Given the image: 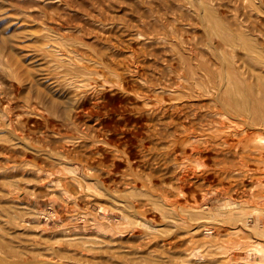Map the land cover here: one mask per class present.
Instances as JSON below:
<instances>
[{
    "label": "bare ground",
    "instance_id": "obj_1",
    "mask_svg": "<svg viewBox=\"0 0 264 264\" xmlns=\"http://www.w3.org/2000/svg\"><path fill=\"white\" fill-rule=\"evenodd\" d=\"M69 7L73 8L65 0H0V72L4 77L0 83L4 87L9 86V97L0 92V145L4 146L2 150L7 154L6 164L0 166V196L4 199V205H16L11 208L13 210L18 208V203L8 192L9 188L6 190L2 187L4 185L1 186L2 179L9 172H13L9 175V187L16 189V177L23 182L38 183L39 172L44 165H54L57 161L60 165V159L70 160L83 147H90L92 155L98 159L109 156L106 150L110 148L116 156L114 159L121 161L127 155H134V147L143 149L146 146L141 136L145 130V117L152 105L146 102L139 105L137 111L133 101H138L140 94L141 97H148L145 93L147 85L139 81L138 93L124 92L121 95L109 86L107 79L109 75L114 76L128 86L136 82L134 73L129 77L116 73L114 66L122 67L125 62L120 59L122 52L119 48L134 50L149 42L143 35H137L130 43L123 45L116 41L113 48H104L100 42L114 37V27L102 24L92 26L89 19L74 16ZM204 16L212 23V33L229 46V54L225 50H218L215 60L221 64L220 71L217 74L208 73L216 90L197 82L199 91L195 94L196 99H202L209 105L212 101L218 103L221 110L216 111L217 116L212 118L214 120L201 130L188 134L184 147L172 148L178 154L172 160L178 159L179 155L191 158L188 151L196 155L189 170L177 178L178 185L171 187L173 197L157 200L151 196L152 208L147 203L140 204L139 208L144 217L138 225L149 231V243L156 250L152 258L166 255L174 261L178 258L179 264L227 262L214 260L216 253L204 248L205 242L214 241L218 236V233L215 235V227H211L218 219L214 218L212 210L202 209L197 204V196L203 192L204 181L218 171L215 164H209L215 161L217 155L235 154L247 147L252 151H264V49L250 33H230L214 9L205 8ZM88 34L95 35V43L94 40L88 41ZM180 60L187 66L188 74L193 75L194 66L187 52L181 55ZM200 67L206 71L209 68L205 63ZM128 71L131 72V69ZM116 100L132 105L124 108L119 117L108 109V104ZM165 100L168 106H174L173 101ZM180 100L176 109L190 107ZM117 133L122 135L121 139ZM170 140L176 142L173 138ZM201 157L209 163L201 160ZM117 160L113 163L115 167L120 166ZM227 160L228 156H225L223 161ZM4 168L6 170L3 171ZM88 168L92 171L91 167ZM129 168L135 170L132 164H129ZM71 171L77 175L80 173L75 167ZM222 172L224 177L234 178L237 185L244 186L243 171L234 173L227 167ZM95 180L99 186L103 185L100 179ZM149 183H153V180L135 176L128 184L132 189H142ZM80 189L74 201L84 196H100L91 194L86 188H82L83 191ZM111 198L114 200L107 196V199ZM134 209V204L124 202L116 204L113 211L121 210L128 215ZM151 209L156 216L147 218L145 214ZM3 211L10 213L7 206L0 205V243L2 237L12 240L19 236V227L15 223L17 212L6 219ZM158 216L161 220H158ZM225 216L230 220L228 214ZM103 240L97 242L93 238L66 237L57 243L51 254L61 261L58 264H114L113 259L96 262L87 257L89 251L96 250L91 249L93 246L90 245L86 247V242L90 241L107 244L108 249L112 243L115 253L125 252L120 244ZM181 244L185 247L177 252L179 255L169 253L171 247L177 248ZM5 247L9 253L15 252L10 242H6Z\"/></svg>",
    "mask_w": 264,
    "mask_h": 264
},
{
    "label": "rangeland",
    "instance_id": "obj_2",
    "mask_svg": "<svg viewBox=\"0 0 264 264\" xmlns=\"http://www.w3.org/2000/svg\"><path fill=\"white\" fill-rule=\"evenodd\" d=\"M65 2L74 8L71 10L69 7L74 16L83 20L89 19L92 26L102 24L105 27H114V37H107L109 41L105 38L100 42L104 44V48H113L116 41L123 45L130 43L137 35H143L149 42L134 50L119 48L122 52L120 59L125 62L122 67L114 66L116 73L127 77L134 73L137 76L133 77L137 79L136 82H131L128 86L114 76L109 75L107 79L109 86L121 95L138 93L139 81L147 85L148 90L145 93L148 97H141L140 94L139 100L133 101L137 111L139 105L142 106L146 102L152 105L151 111L145 117V130L141 136L146 146L143 149L134 147V155L126 154V158L121 161L114 159L116 156L110 148L106 150L109 156L98 159L94 158L90 147H83V150L70 160L60 159V165L58 161L54 165H44L39 172L38 183H35L37 185L20 181L16 177L17 188L9 187V175L13 172L7 173L1 186L4 185L2 187L6 190L9 188L8 192L18 203V208L11 209L16 206L13 203L4 205L1 196L0 205L7 206V212H10L3 211L6 219L12 218L10 214L17 212L15 223L19 227V236L13 237L12 240L1 238L0 264L4 261L6 264H58L61 261L51 253L58 246L57 243L66 237H81L86 240L93 238L97 242L104 238L120 244L121 249L125 251L115 253L112 243L108 249L107 244L86 242V247L90 245L93 246L91 249L96 248L89 252L86 248L87 257L96 262L113 259L114 264H179L178 258L174 261L166 255L162 258H152L156 250L154 251V246L149 243V231L138 225L144 217L139 209L140 204L147 203L148 207L152 208L151 196L157 200L173 197L174 190L171 187L178 185L177 178L189 170L196 155L188 151L187 154L191 155V158L179 155L178 159L172 160L178 156L172 148L184 147L188 134L201 130L214 120L212 118L217 116L216 111L221 110L218 103L212 101L209 105L202 99H196L195 94L199 91L197 82H200L201 86L216 90L209 80L208 73L217 74L220 71L221 64L215 60L218 50H225L229 54V46L212 33V23L204 16L205 8L214 9L230 33H250L264 49V0ZM87 39L89 42L94 40V43L96 40L93 34ZM184 52H187L194 66V74L191 76L187 66L180 60ZM202 63L208 65L207 71L200 67ZM128 69H131V72ZM0 80H4L1 72ZM0 92L9 97V86L4 87V84L2 86L0 83ZM165 99L173 101L174 106H168ZM180 99L190 107H185V110L176 109ZM111 102L108 109L116 116L127 106H132L127 101ZM186 111L188 113L185 115ZM117 137L121 139L122 135L117 133ZM172 138L175 143L170 140ZM2 149L4 146L0 145V166L5 165L7 159L6 151ZM253 151L247 147L235 154H219L215 161L210 163L205 161L204 157L200 158L207 164H215L218 170L214 177L204 181L203 192L197 196V204L202 209L212 210L214 218L218 219V222L214 221V226H211L215 227V235L218 233V236L214 241L205 242L204 248L216 253L214 260H227L225 264H264V151ZM225 156H228L227 161H223ZM115 160L120 163L119 167L113 166ZM129 164L133 165L134 171L129 168ZM72 167L79 170V175L71 171ZM227 167L234 173L243 171L244 186L237 185L236 179L222 175V170ZM135 176L152 179L153 183L142 189H132L128 183ZM95 179L103 181V185L99 186ZM78 188L82 191V188H86L91 194L100 196H84L74 201ZM107 196L113 197L114 200L107 199ZM124 202L135 205L132 213L127 215L121 210L113 211L116 204ZM225 214L229 215L230 220L224 218ZM145 215L148 218L156 216V213L151 209ZM159 218L158 216V220H161ZM6 242H10L14 247V253L8 252ZM146 243L149 246H145ZM184 247V244L177 248L171 247L172 251L169 253L179 255L177 252L182 251ZM39 259L44 261H38ZM62 262L66 263L65 260Z\"/></svg>",
    "mask_w": 264,
    "mask_h": 264
}]
</instances>
